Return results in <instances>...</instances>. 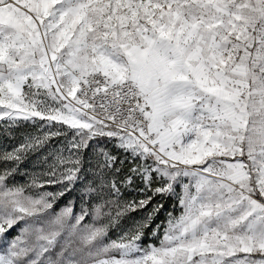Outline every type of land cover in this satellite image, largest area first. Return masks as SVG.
I'll list each match as a JSON object with an SVG mask.
<instances>
[{
    "label": "snow or ice",
    "instance_id": "obj_1",
    "mask_svg": "<svg viewBox=\"0 0 264 264\" xmlns=\"http://www.w3.org/2000/svg\"><path fill=\"white\" fill-rule=\"evenodd\" d=\"M0 264H264V0H0Z\"/></svg>",
    "mask_w": 264,
    "mask_h": 264
},
{
    "label": "trees",
    "instance_id": "obj_2",
    "mask_svg": "<svg viewBox=\"0 0 264 264\" xmlns=\"http://www.w3.org/2000/svg\"><path fill=\"white\" fill-rule=\"evenodd\" d=\"M18 180H23V177H18L17 178ZM128 195H134V194H128ZM75 199V211H79L80 209V201H79V198H78V194L75 193V192H72V193H69L67 194L65 197L61 198L57 204V208L59 207H62V206H65L70 200H73ZM159 199V198H157ZM164 204H165V208L169 211H172V205L175 204V199L174 198H167L165 199L164 201H162ZM165 212H161L158 219H157V222H159L160 220H164L165 219Z\"/></svg>",
    "mask_w": 264,
    "mask_h": 264
}]
</instances>
